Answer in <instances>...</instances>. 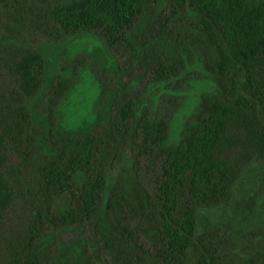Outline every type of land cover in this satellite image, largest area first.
Returning a JSON list of instances; mask_svg holds the SVG:
<instances>
[{"label":"trees","instance_id":"obj_1","mask_svg":"<svg viewBox=\"0 0 264 264\" xmlns=\"http://www.w3.org/2000/svg\"><path fill=\"white\" fill-rule=\"evenodd\" d=\"M78 34L104 44L116 77L99 83L105 123L64 138L57 112L77 67L44 87L40 47ZM189 47L204 53L199 71L211 90L172 145L163 106L198 73L183 58ZM127 149L130 193L108 179ZM256 165L264 0H0V179L9 196L0 201V264H264V234L242 247L200 225L203 212L233 202ZM67 244L81 251L60 259Z\"/></svg>","mask_w":264,"mask_h":264},{"label":"rangeland","instance_id":"obj_2","mask_svg":"<svg viewBox=\"0 0 264 264\" xmlns=\"http://www.w3.org/2000/svg\"><path fill=\"white\" fill-rule=\"evenodd\" d=\"M40 49L46 59L44 87L55 77L60 68H64L66 73H71L73 66L77 67L74 72L76 76L73 77L74 85L57 112V134L69 138L76 134L87 133L97 124L105 123L108 106L100 100L99 83H107V80L112 83L116 74L114 63L104 44L92 35L78 34L61 43L41 45ZM181 51L184 59L186 55L191 56L193 61L191 70L198 73L191 76V80L183 86L177 98L167 99L165 96L159 98V100L167 99L163 107L172 115L170 131L172 145L178 140L184 126L190 122L199 94L211 90L204 74L199 71L201 64L197 55L204 53L195 51L192 47ZM77 61H80V65L76 64ZM150 99L147 97L141 99L137 107L150 103ZM32 111L35 121L44 124L43 116L34 109ZM40 149L44 154H51V151L42 144ZM129 153L127 149L122 163L109 173V188L120 181L127 193L132 191L134 175L128 162ZM7 200H9L8 188L0 179V201ZM200 225L206 229L221 228L232 235L242 247L255 243L257 238L264 234V166L252 167L240 180L231 204L221 206L211 213L203 212ZM47 244L48 241L42 242L41 248H45ZM80 251V246L76 244L62 245L59 258L65 260L68 257H76Z\"/></svg>","mask_w":264,"mask_h":264}]
</instances>
